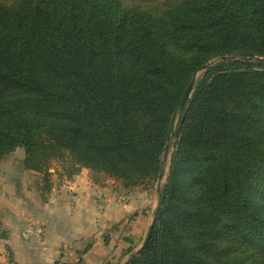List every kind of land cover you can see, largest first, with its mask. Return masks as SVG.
I'll list each match as a JSON object with an SVG mask.
<instances>
[{"label":"trees","instance_id":"obj_1","mask_svg":"<svg viewBox=\"0 0 264 264\" xmlns=\"http://www.w3.org/2000/svg\"><path fill=\"white\" fill-rule=\"evenodd\" d=\"M4 1L0 162L23 147L44 195L53 161L138 186L170 154L131 264H264V0Z\"/></svg>","mask_w":264,"mask_h":264},{"label":"crops","instance_id":"obj_2","mask_svg":"<svg viewBox=\"0 0 264 264\" xmlns=\"http://www.w3.org/2000/svg\"><path fill=\"white\" fill-rule=\"evenodd\" d=\"M30 171L40 180L39 172ZM59 179L43 195L40 181L34 192L24 182L23 173L2 177L0 221L6 235L0 237V264H117L135 244L138 234L131 223L143 229L153 221L154 217L148 220L145 213L137 214L135 221L127 218V214L137 212L132 200L118 203L103 183L94 180L88 168L71 178ZM103 202L107 205L101 209ZM121 224L124 226L119 236ZM32 225V237L23 239L21 230ZM7 248L12 253L11 262Z\"/></svg>","mask_w":264,"mask_h":264},{"label":"rangeland","instance_id":"obj_3","mask_svg":"<svg viewBox=\"0 0 264 264\" xmlns=\"http://www.w3.org/2000/svg\"><path fill=\"white\" fill-rule=\"evenodd\" d=\"M18 1L19 0H5L4 3L7 5H10V4L17 3ZM123 2L128 5L137 6V7L149 9V10H154V8L156 7H157L156 8L157 10H163V9H166L168 6V4L166 3V0H123ZM203 71L204 69L198 70L197 77H199ZM171 143H172V140H171ZM24 156H25V149L21 146L18 147L15 151L8 153L0 162V177H1L0 180H2V177L12 178V177L17 176L18 174L23 173L24 182L28 184L34 192L39 186V181H40L41 190H42V187H43L42 173L39 172L40 173V180H39L37 176H34L31 174L30 170L23 168L22 160ZM169 161H170V154H169L168 160L164 167V176L161 179L159 177L158 180L156 181L144 182L143 184H140L138 186H125L119 180H115L113 178L107 177L102 173H96V172L93 173L90 169L89 170L91 171V174L94 180L96 182L103 183L105 187H107V189L115 196L116 198L115 200L118 203H124L128 199H129L128 201L130 202L132 200V204L133 203L135 204V208L137 212L134 213L132 211L130 213L131 214L130 216L129 214H127L128 215L127 218L130 217L132 221H135L136 220L135 217L137 216V214L139 215L140 213H145L148 220H150V218L152 219L155 216L156 206H157V203H159L160 191L167 179V175L169 171ZM67 167H68L67 164L65 165L62 162H58V161H53V163L48 166L49 171L51 172L50 181L52 184H54V181L56 180L54 175L57 176L58 174H60V176L56 177L58 180H60L59 177H62V176L64 179H68V176H66L67 175L66 171L68 169ZM51 190L52 188L50 189V191ZM106 205L107 203L103 202L102 204H100V208L103 209ZM19 206L21 207L22 203H19ZM24 207H26V203ZM125 213H127V211ZM131 224H132L131 228L136 230L138 234L137 236L134 235L135 240H136L133 246L134 249L129 253L127 252L126 257L122 261H119L117 264H123V262H125V260H127V258H129L131 254L143 244L151 223L150 224L147 223L143 229H140L141 226H137L138 223H131ZM0 226H1L0 227V237L4 238V236L6 235L5 234L6 228L3 227L1 221H0ZM123 226L124 225L121 224L119 228V230H121V232H119V236H122L123 229L121 228H123ZM30 227H32L33 230L30 229ZM34 229L35 227L32 225V226H29L28 228L21 230V235L23 239H26V240L30 239L33 235L32 232L34 231ZM128 231L129 230H126V232H123V235H125ZM7 249H8L7 250L8 258H9V261L11 262L13 260L12 253H10V248H7Z\"/></svg>","mask_w":264,"mask_h":264},{"label":"water","instance_id":"obj_4","mask_svg":"<svg viewBox=\"0 0 264 264\" xmlns=\"http://www.w3.org/2000/svg\"><path fill=\"white\" fill-rule=\"evenodd\" d=\"M261 59V58H260ZM215 60L205 64L203 67H202V70L205 69L209 64H211L212 62H214ZM197 76H198V71L194 74V76L192 77V80L191 82L189 83L188 87L186 88L185 92H184V95H183V98H182V101H181V106L183 107L187 98L189 97L192 89H193V86H194V83H195V80L197 79ZM169 147V144L166 146V150L168 149ZM164 176V171L161 173L160 175V179ZM158 206H159V203H158ZM158 209V207H157ZM156 209V211H157ZM155 211V212H156ZM154 226H155V216H154V219L153 221L151 222L150 226H149V229H148V233L146 235V238L143 242V244L137 248L129 258H127V260H125V262H123V264H131L133 263L136 258L142 253V251L147 247L151 237H152V233H153V230H154Z\"/></svg>","mask_w":264,"mask_h":264},{"label":"built area","instance_id":"obj_5","mask_svg":"<svg viewBox=\"0 0 264 264\" xmlns=\"http://www.w3.org/2000/svg\"><path fill=\"white\" fill-rule=\"evenodd\" d=\"M1 227V226H0ZM30 229H32L33 230V228L32 227H30ZM35 230V229H34Z\"/></svg>","mask_w":264,"mask_h":264}]
</instances>
